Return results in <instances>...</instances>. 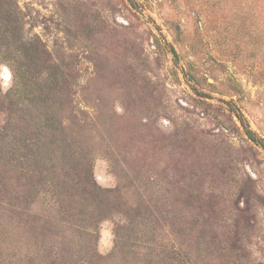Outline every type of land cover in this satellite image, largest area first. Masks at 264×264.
Listing matches in <instances>:
<instances>
[{
	"label": "rangeland",
	"instance_id": "1",
	"mask_svg": "<svg viewBox=\"0 0 264 264\" xmlns=\"http://www.w3.org/2000/svg\"><path fill=\"white\" fill-rule=\"evenodd\" d=\"M0 264H264V0H0Z\"/></svg>",
	"mask_w": 264,
	"mask_h": 264
},
{
	"label": "trees",
	"instance_id": "2",
	"mask_svg": "<svg viewBox=\"0 0 264 264\" xmlns=\"http://www.w3.org/2000/svg\"><path fill=\"white\" fill-rule=\"evenodd\" d=\"M247 135L254 140V135L250 130H247Z\"/></svg>",
	"mask_w": 264,
	"mask_h": 264
}]
</instances>
